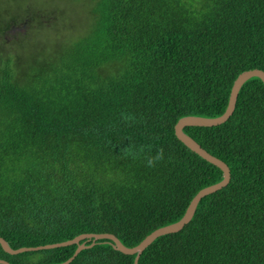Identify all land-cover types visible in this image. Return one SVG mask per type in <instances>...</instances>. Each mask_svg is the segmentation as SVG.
Instances as JSON below:
<instances>
[{
    "label": "trees",
    "instance_id": "16d2710c",
    "mask_svg": "<svg viewBox=\"0 0 264 264\" xmlns=\"http://www.w3.org/2000/svg\"><path fill=\"white\" fill-rule=\"evenodd\" d=\"M38 1L0 2V236L17 249L112 232L135 246L223 179L175 125L221 115L238 75L264 70V0H76L91 21L59 44L32 35L56 13ZM184 131L231 180L138 264H264L263 81L244 83L226 122ZM77 247L11 254L0 244V259L61 263ZM135 257L102 239L70 264Z\"/></svg>",
    "mask_w": 264,
    "mask_h": 264
},
{
    "label": "water",
    "instance_id": "95a60500",
    "mask_svg": "<svg viewBox=\"0 0 264 264\" xmlns=\"http://www.w3.org/2000/svg\"><path fill=\"white\" fill-rule=\"evenodd\" d=\"M260 77L261 80L264 83V70L261 68H253L248 69L243 72H241L238 77L235 79L230 97L229 102L226 110L224 113H222L219 116L215 117H207V116H200V115H186L184 117H181L178 122L175 125V133L177 137L190 149L195 151L197 154L205 158L206 160L210 161L211 163L218 166L224 173V177L221 181L208 185L201 190L192 198L191 202L188 205V208L185 212V214L182 216V218L176 222L161 226L154 231H152L150 234H148L139 244L135 246H127L125 245L121 239L112 232H104V233H82L80 235H77L76 237L56 242V243H49L45 245H39L34 247H20L17 249L12 248L8 241L0 236V244L2 247L11 254H16L20 252L25 251H33V250H39V249H49V248H55L60 246H66V245H72L77 243L78 247L75 251V253L66 261L61 263H46V264H70V262L78 255V253L88 247H91L99 242V240L104 239L105 241H111V244L113 247L117 250H120L126 254H136L135 257V264H138L140 255L142 252L147 248L155 239L158 237L179 232L181 229L184 228L186 224H188L193 216L196 213L197 207L200 203V201L207 195L212 194L219 189L227 186L231 180V169L229 165L222 160L221 158L213 155L210 153L207 149H205L195 138H193L191 135L186 133L184 131V128L186 126H205V127H212L220 125L224 122H226L234 113L236 109L237 100L239 97L240 90L244 83L248 81L252 77ZM84 240V241H83ZM90 242V243H88ZM0 263L2 264H11L9 261L5 259H0Z\"/></svg>",
    "mask_w": 264,
    "mask_h": 264
},
{
    "label": "rangeland",
    "instance_id": "374dc122",
    "mask_svg": "<svg viewBox=\"0 0 264 264\" xmlns=\"http://www.w3.org/2000/svg\"><path fill=\"white\" fill-rule=\"evenodd\" d=\"M3 1H8V0H0V2ZM9 1H13L16 4H18L17 0H9ZM39 3L38 1V8H43L47 11H53L55 10V12L57 13V11L59 10H64V15L63 17H57L56 13L55 15H50L48 14V16L50 18L48 19H42L41 23L42 26L39 27L37 25V27L34 29L33 34L34 36L38 35V36H46L49 37V39H53V42L55 44H59L63 41L66 40L67 36L69 33L72 32V27H73V23L75 21L78 22L77 23H82V21L84 22V18H88L91 21V14H92V10L89 6L82 8L76 0H46V1H42ZM34 5V4H32ZM77 9L79 11H77ZM80 16V18H79ZM90 21L88 24L86 25H90ZM32 42V41H31ZM24 53H28L30 51V48H24L22 50ZM21 54L20 50H18V55Z\"/></svg>",
    "mask_w": 264,
    "mask_h": 264
}]
</instances>
